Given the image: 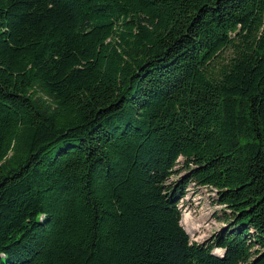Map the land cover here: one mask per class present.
<instances>
[{
	"label": "trees",
	"instance_id": "obj_1",
	"mask_svg": "<svg viewBox=\"0 0 264 264\" xmlns=\"http://www.w3.org/2000/svg\"><path fill=\"white\" fill-rule=\"evenodd\" d=\"M0 264H264V0H0Z\"/></svg>",
	"mask_w": 264,
	"mask_h": 264
},
{
	"label": "rangeland",
	"instance_id": "obj_2",
	"mask_svg": "<svg viewBox=\"0 0 264 264\" xmlns=\"http://www.w3.org/2000/svg\"><path fill=\"white\" fill-rule=\"evenodd\" d=\"M176 168L179 169L180 165ZM183 173L181 171L171 179ZM217 199L216 192L212 188L191 184L180 200L181 224L192 241L204 242L230 225L225 220L224 207L218 203ZM213 252L220 255L218 249H214Z\"/></svg>",
	"mask_w": 264,
	"mask_h": 264
}]
</instances>
